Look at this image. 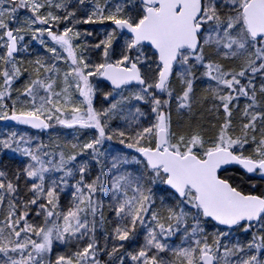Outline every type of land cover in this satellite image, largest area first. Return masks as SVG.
<instances>
[{
    "label": "snow or ice",
    "instance_id": "1",
    "mask_svg": "<svg viewBox=\"0 0 264 264\" xmlns=\"http://www.w3.org/2000/svg\"><path fill=\"white\" fill-rule=\"evenodd\" d=\"M0 122V264H264V0H0Z\"/></svg>",
    "mask_w": 264,
    "mask_h": 264
},
{
    "label": "trees",
    "instance_id": "2",
    "mask_svg": "<svg viewBox=\"0 0 264 264\" xmlns=\"http://www.w3.org/2000/svg\"><path fill=\"white\" fill-rule=\"evenodd\" d=\"M20 15L23 16V12H21ZM85 27H87V26H85ZM7 127H8V124H6V122H0V132L5 131ZM17 127H22V126H17ZM29 131L34 132V130H29ZM43 138L45 140H47L46 135ZM10 157H11V154H8L6 156H0V165H8V166L15 165L16 161L12 160Z\"/></svg>",
    "mask_w": 264,
    "mask_h": 264
},
{
    "label": "rangeland",
    "instance_id": "3",
    "mask_svg": "<svg viewBox=\"0 0 264 264\" xmlns=\"http://www.w3.org/2000/svg\"><path fill=\"white\" fill-rule=\"evenodd\" d=\"M6 124H7V122H6Z\"/></svg>",
    "mask_w": 264,
    "mask_h": 264
},
{
    "label": "water",
    "instance_id": "4",
    "mask_svg": "<svg viewBox=\"0 0 264 264\" xmlns=\"http://www.w3.org/2000/svg\"><path fill=\"white\" fill-rule=\"evenodd\" d=\"M35 131V130H34Z\"/></svg>",
    "mask_w": 264,
    "mask_h": 264
}]
</instances>
